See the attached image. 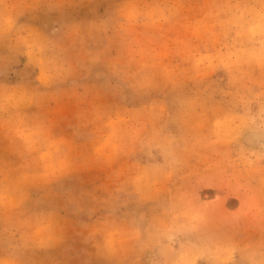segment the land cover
<instances>
[{
  "label": "rangeland",
  "instance_id": "obj_1",
  "mask_svg": "<svg viewBox=\"0 0 264 264\" xmlns=\"http://www.w3.org/2000/svg\"><path fill=\"white\" fill-rule=\"evenodd\" d=\"M0 264H264V0H0Z\"/></svg>",
  "mask_w": 264,
  "mask_h": 264
}]
</instances>
